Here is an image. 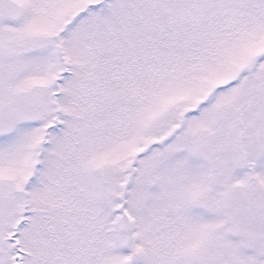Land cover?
Here are the masks:
<instances>
[{"label":"snow or ice","instance_id":"snow-or-ice-1","mask_svg":"<svg viewBox=\"0 0 264 264\" xmlns=\"http://www.w3.org/2000/svg\"><path fill=\"white\" fill-rule=\"evenodd\" d=\"M0 264H264V0H0Z\"/></svg>","mask_w":264,"mask_h":264}]
</instances>
